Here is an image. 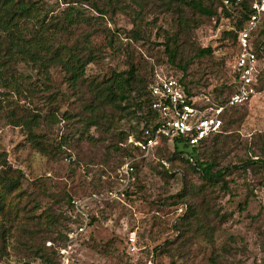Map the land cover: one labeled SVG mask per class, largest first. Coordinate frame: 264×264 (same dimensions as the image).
<instances>
[{"label":"rangeland","instance_id":"374dc122","mask_svg":"<svg viewBox=\"0 0 264 264\" xmlns=\"http://www.w3.org/2000/svg\"><path fill=\"white\" fill-rule=\"evenodd\" d=\"M32 1L60 27L68 12L84 16L57 31L55 45L76 46L94 61L76 89L59 68L45 79L24 64L11 71L33 94L0 88V154L22 174V205L36 206L35 217L0 224V264H264V75L259 92L225 111L221 132L192 160L162 142L146 157L132 155L134 182L120 201L103 195L119 188L127 138L144 127V91L128 89L116 107L90 86L133 67L145 86L156 75L172 76L210 106L222 104L234 54L230 21L179 0ZM203 48L212 53L197 56ZM32 115L38 143L23 125ZM196 158L224 171L223 180L206 182L194 170ZM93 192L100 200L86 201L89 225L74 236L69 198Z\"/></svg>","mask_w":264,"mask_h":264},{"label":"trees","instance_id":"16d2710c","mask_svg":"<svg viewBox=\"0 0 264 264\" xmlns=\"http://www.w3.org/2000/svg\"><path fill=\"white\" fill-rule=\"evenodd\" d=\"M112 1V0H109ZM182 4L200 14L201 16L211 18L220 14L230 21V29L227 30L226 35L231 37L235 44L238 31L241 30L248 20L251 10L249 8V1L243 0L241 9L234 11L225 8L222 0H179ZM94 5V4H93ZM67 24L65 26H58L48 18L47 13L32 0H0V88H7L17 95H24L25 92L33 94L34 88H23L20 83L21 77L15 75L11 70L12 66L24 64L35 70L39 76L48 79L49 71L54 68H59L64 72L68 86L72 89L79 87L85 75V69L88 64L92 63L93 56L90 53H85L79 50L76 46L69 47L67 45H55V34L57 31H67V28L73 25H78L85 20L84 16L78 14V11L68 12L65 16ZM185 24L186 21H183ZM255 53L259 58H264V18L258 27L254 38ZM212 53L210 48L199 49L197 56L210 55ZM233 54V59H234ZM233 65V62H232ZM232 69V66H231ZM136 70L132 67L130 71L113 73L108 79H105L98 85L90 86L95 97L105 105H113L119 107V102L127 100V90L135 89V86L140 87L139 91H144L142 96L143 107L146 108L144 127L138 135L129 136L136 141L144 140V131L156 125V114L151 110L152 98L148 93L149 84L156 80L154 77L147 85H143L142 81L136 79ZM264 75V70L258 77V85L256 87L257 93L260 88V81ZM172 77V76H168ZM174 78V77H172ZM177 80L183 87L185 94L192 102L196 95H193L181 80ZM230 83L226 86L227 94L221 101L223 104L234 93L235 87L233 77L230 76ZM136 82V83H135ZM140 84V86H139ZM209 106L208 103H206ZM220 105V104H219ZM2 106L0 105V111ZM241 107V106H240ZM238 107L230 108L226 111L236 109ZM10 124L15 122L13 112H10ZM225 113V112H224ZM223 117V116H222ZM38 115H32L23 121V125L29 130L33 137V142L36 135L32 133V128L39 123ZM223 121V119H222ZM224 125V123H223ZM222 125V128H223ZM16 126V125H15ZM221 128V129H222ZM221 132V130H220ZM218 133L212 134L205 140L201 141L197 146H189L182 139L165 140L163 143L169 144L173 147L174 154L177 156L188 157L192 154L194 157L196 151L203 146L210 138L216 136ZM123 150L125 156L131 158L132 155L139 154V150L126 142ZM189 156L188 159L192 160ZM0 224L3 222H12L20 217V214H27L26 219L35 217L31 211L35 205H22V194L20 192L21 172L12 170L5 164V160L0 154ZM253 162H250V164ZM214 165L207 162H199L196 158L194 161V170L201 173L206 182L222 181V170L214 171ZM20 205V206H18ZM22 205V206H21ZM69 220L72 223H77L73 218L72 199L69 198L68 203ZM5 228H3L4 231Z\"/></svg>","mask_w":264,"mask_h":264},{"label":"built area","instance_id":"2783aa9c","mask_svg":"<svg viewBox=\"0 0 264 264\" xmlns=\"http://www.w3.org/2000/svg\"><path fill=\"white\" fill-rule=\"evenodd\" d=\"M248 1L251 14L238 31L231 69L234 93L223 104L207 106L209 101H203L198 96L190 102L182 85L174 78L156 75V80L147 88L152 98L151 110L156 114V125L144 131V140L128 139V144L136 147L143 157L148 156L165 140L177 138L189 146H197L212 134L220 132L222 116L226 110L245 105L257 94L256 87L258 77L264 70V58L256 55L254 38L264 18V0ZM242 2L243 0H222L225 8L234 11L241 9ZM133 161L130 158L117 170L119 188L105 191L103 195L107 200L120 201L130 189L134 182ZM101 195L93 192L87 198L72 200L73 218L77 220V223H73L72 235L80 236L85 233L89 225L86 201L99 202ZM135 240V234H130L128 241L133 249Z\"/></svg>","mask_w":264,"mask_h":264}]
</instances>
